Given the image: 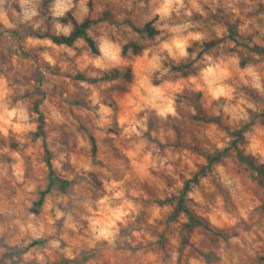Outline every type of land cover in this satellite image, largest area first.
<instances>
[{"label": "clouds", "instance_id": "clouds-1", "mask_svg": "<svg viewBox=\"0 0 264 264\" xmlns=\"http://www.w3.org/2000/svg\"><path fill=\"white\" fill-rule=\"evenodd\" d=\"M0 264H264V0H0Z\"/></svg>", "mask_w": 264, "mask_h": 264}]
</instances>
